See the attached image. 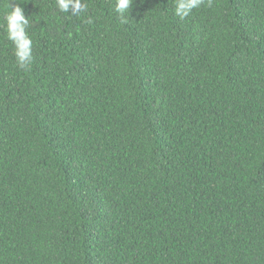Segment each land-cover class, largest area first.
Masks as SVG:
<instances>
[{"label": "trees", "instance_id": "trees-1", "mask_svg": "<svg viewBox=\"0 0 264 264\" xmlns=\"http://www.w3.org/2000/svg\"><path fill=\"white\" fill-rule=\"evenodd\" d=\"M8 3L0 264H264V0Z\"/></svg>", "mask_w": 264, "mask_h": 264}, {"label": "clouds", "instance_id": "clouds-1", "mask_svg": "<svg viewBox=\"0 0 264 264\" xmlns=\"http://www.w3.org/2000/svg\"><path fill=\"white\" fill-rule=\"evenodd\" d=\"M22 0H9L8 9L4 15V27L6 29L7 39L14 45V53L19 67L30 69L33 56V39L29 34L30 21L26 16L23 8L20 6ZM208 5H212V0H207ZM133 0H115L114 10L120 15L121 22L127 21L130 6ZM204 0H175L174 14L181 20L190 15L194 8H199ZM56 5L61 12H69L79 16L82 12L87 11V4L82 0H56ZM91 22V20H89Z\"/></svg>", "mask_w": 264, "mask_h": 264}]
</instances>
